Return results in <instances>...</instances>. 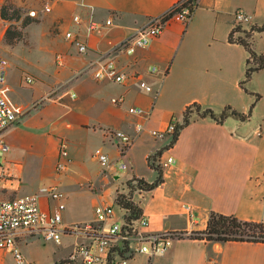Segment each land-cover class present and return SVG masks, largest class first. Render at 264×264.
Segmentation results:
<instances>
[{
  "label": "crops",
  "instance_id": "0c3cea01",
  "mask_svg": "<svg viewBox=\"0 0 264 264\" xmlns=\"http://www.w3.org/2000/svg\"><path fill=\"white\" fill-rule=\"evenodd\" d=\"M178 1H46L43 6L50 11L42 18L52 36L42 51V65L48 68H40L45 78H33L32 86L23 78H6L3 84L4 97L22 115L3 133L10 150L0 156V198L25 194L20 178L28 161L40 160L42 171L52 166L54 172L62 139L68 142L69 164L64 172H54L48 182L65 193L67 206L79 208L83 192L92 196L94 207L99 202L115 203L117 193L128 192L127 182L135 178L153 182L157 172L149 158L154 164L155 159L171 155L175 163L162 170L163 182L149 191L135 190L132 201L148 218V232H182L185 236L174 240L162 255L138 257L144 258V264H264V243L205 242L188 237L205 229L211 212L264 224V68L252 75L245 90L241 88L249 55L241 45L228 41L236 10L250 17L241 24L243 30L264 25V0H198L186 24L171 19L146 48L119 57L120 67L131 76L124 83L99 81L91 72L73 78L95 58L94 53L106 51ZM89 8L98 21L111 17L113 24L84 38L91 52L78 55L59 30L74 28L71 16L79 13L85 18ZM51 27L55 31L49 33ZM252 44L257 54H264V32L254 33ZM57 52L63 53L61 66L52 62ZM150 66L156 67L153 73ZM147 86L151 91H146ZM45 96L47 100L34 105ZM117 98L123 102L114 104ZM191 104L216 115L228 105L244 114L251 110V114L245 121L229 115L219 124L194 113L169 149H165L168 140L149 135V130H164L172 118L181 124ZM131 106L149 114L141 133L135 131V124L142 120L128 111ZM107 130L134 136L123 156L108 141ZM97 148L110 160L124 163L126 169H115L113 176L103 172L94 157ZM157 152L161 155L155 156ZM118 171L125 172L121 176ZM111 178L122 180L112 183ZM41 204L48 207L45 197ZM5 253L0 251V258Z\"/></svg>",
  "mask_w": 264,
  "mask_h": 264
},
{
  "label": "built area",
  "instance_id": "2783aa9c",
  "mask_svg": "<svg viewBox=\"0 0 264 264\" xmlns=\"http://www.w3.org/2000/svg\"><path fill=\"white\" fill-rule=\"evenodd\" d=\"M198 0H179L169 10L160 16L149 18L146 24L138 28L133 34L124 38L106 51L96 52L95 58L86 66L74 73L73 78L81 76L85 72H91L96 80L124 83L131 76L124 71L119 64V57L131 55L137 49H144L150 41L158 37L166 28L171 19L177 18L186 24L193 14ZM50 11L45 5L41 10L31 9L27 12L30 18H39L41 14ZM249 16L243 10H236L234 14L235 24L241 26L249 20ZM74 28L65 29L64 39L75 47L78 55L91 52L84 38H89L95 32L108 28L113 24L112 18L100 22L95 17V12L89 8L87 14L79 13L71 16ZM13 22L3 20L0 17V42L8 27ZM56 64L62 65L61 56H57ZM8 62L0 55V156L5 155L10 146L3 138V133L11 126L19 122L21 113L18 112L4 97L3 84L6 80ZM155 66H150L153 73ZM24 81L31 85L34 80L30 75H25ZM146 91H151L147 86ZM48 99L45 96L35 102V106ZM114 104L123 102V98L113 99ZM128 111L139 117L142 121L135 124V131L141 133L145 130V120L149 114L141 107L131 106ZM178 123L172 118L164 130H149V135L155 140H168L165 149H169ZM108 141L117 147L118 154L123 156L134 143V136L121 130L105 131ZM68 142L62 139L59 143L58 158L55 163V171L64 172L69 164ZM98 164L103 172H110L113 176L115 169L125 170L124 163H116L110 160L109 155L97 148L94 152ZM175 163L173 156L159 157L154 164L162 170H166ZM135 183V182H134ZM133 183V184H134ZM128 187V186H127ZM45 197L48 207L44 209L41 199ZM66 195L57 186L51 185L44 189V194L28 193L16 196L12 199L0 198V251L12 254L16 264H33L26 260L20 249V242L25 239L41 236L45 240H51L59 244L63 235L80 237L82 240L73 245L67 258L57 264H129L137 255L144 254L148 258L164 254L172 242L185 235L182 232L150 233L147 231L149 220L141 214L136 220L127 222V211L115 203L106 204L99 202L93 207V220L84 224L63 223V211L66 208ZM114 205L119 206L121 214L116 215ZM192 219L191 209L184 206ZM209 264H216L209 261Z\"/></svg>",
  "mask_w": 264,
  "mask_h": 264
},
{
  "label": "rangeland",
  "instance_id": "374dc122",
  "mask_svg": "<svg viewBox=\"0 0 264 264\" xmlns=\"http://www.w3.org/2000/svg\"><path fill=\"white\" fill-rule=\"evenodd\" d=\"M3 1H8V4H12L20 10L19 14H17V19L14 18L8 20L13 22V24L6 30V32L8 31L9 33H20V37L18 39L14 37L12 43H9L5 38L0 42V55H3L8 62L6 78L24 79L25 75H30L32 78H45V76L41 74L40 68H44L45 70H48V68H45V66L42 65V51L43 48L48 45L49 38L52 35L48 34V22L42 18L44 17V14L35 19L27 16V12L31 9L41 10L47 0H22V3L19 4H15L10 0ZM3 1L0 3V8L4 3ZM8 13L12 15L14 9L9 7ZM25 18H30L31 20L38 22L33 23V25L30 26L29 32H27V27L29 25L23 27L22 24ZM235 26L238 25L235 24ZM52 31L55 30L51 27L49 33H52ZM59 31L63 36V29H60ZM57 56H61L63 63V53L57 52L52 55V62L54 61V64L59 66L56 64ZM38 63L40 65H38ZM21 73L22 75H20ZM34 83L35 82L28 86H32ZM40 162V160L37 162L28 161L22 167V176L20 179L21 188L24 190L25 194L34 192L44 194V189L50 185L48 178H52L54 172L55 174L58 173L56 171L53 172L52 166H50V168L46 167L44 171H42L43 169ZM91 167L94 168V164ZM140 167L142 170L146 171L143 163L140 164ZM124 172L125 171H118L121 176ZM121 180L122 178L117 181L111 178L112 183H119ZM91 199L92 196L83 192L80 194L79 198V202L81 203L80 206H82L81 208L74 205L67 206L66 202V208L63 211V223H68V225L84 224L93 220L94 216L93 206L90 202ZM113 207L116 215L121 214L119 206L114 205ZM81 240L82 238L80 237L63 235L61 242L57 244L54 241L45 240L41 236H35L33 238L22 240L19 245L26 260L33 264H57V262L67 258L68 254L72 251L73 245ZM138 256L146 255H137L136 259L133 258L132 260H136V264H144V258ZM0 264H16V262L12 254L5 253L0 258Z\"/></svg>",
  "mask_w": 264,
  "mask_h": 264
},
{
  "label": "trees",
  "instance_id": "16d2710c",
  "mask_svg": "<svg viewBox=\"0 0 264 264\" xmlns=\"http://www.w3.org/2000/svg\"><path fill=\"white\" fill-rule=\"evenodd\" d=\"M4 3L0 8V17L4 20L17 19V14L20 10L12 4H8V1H3ZM9 7L14 9V13L11 15L8 13ZM16 15V16H15ZM33 23H38L30 18H25L22 22L23 27L31 25ZM264 32V25L262 26H252L248 31L243 30L240 26H235L228 36V41L230 43H235L241 45L245 51L248 53V58L246 60V69L244 79L240 82V87L244 88L247 81L250 80L255 72L260 71L264 68V54H257L253 48L252 37L254 33ZM17 39L20 37V33H5V39L12 43L13 38ZM197 114L200 118L209 117L219 124H222L229 115L238 117L241 121H245L250 117L251 110L247 113H241L232 108L231 106H225L223 111L216 115L210 109H202L199 104H191L185 108L183 112L182 122L176 127V133L169 144V148L177 141L179 133L181 130L187 126L190 122L192 114ZM161 152H157L155 156H160ZM149 164L152 169L157 172L156 179L147 183L143 179H133L127 182L128 192H119L116 195L115 202L121 208L127 211L126 221L131 222L136 220L141 214V208L132 201V193L135 190L149 191L156 188L163 182V172L158 166H155L149 158ZM135 182V183H134ZM134 183V184H133ZM190 239L202 240L205 242H254V243H264V224L257 222L242 221L234 216H228L219 214L216 212H211L206 223V227L202 231H195L188 235Z\"/></svg>",
  "mask_w": 264,
  "mask_h": 264
}]
</instances>
